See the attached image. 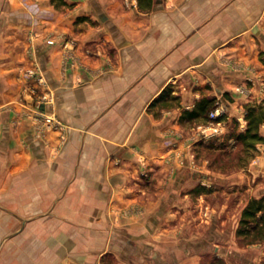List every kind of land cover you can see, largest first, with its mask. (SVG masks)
Returning a JSON list of instances; mask_svg holds the SVG:
<instances>
[{
    "label": "crops",
    "instance_id": "obj_1",
    "mask_svg": "<svg viewBox=\"0 0 264 264\" xmlns=\"http://www.w3.org/2000/svg\"><path fill=\"white\" fill-rule=\"evenodd\" d=\"M63 1L0 0V264L222 257L264 143L223 173L183 114L264 102V0Z\"/></svg>",
    "mask_w": 264,
    "mask_h": 264
},
{
    "label": "trees",
    "instance_id": "obj_2",
    "mask_svg": "<svg viewBox=\"0 0 264 264\" xmlns=\"http://www.w3.org/2000/svg\"><path fill=\"white\" fill-rule=\"evenodd\" d=\"M50 3L57 7L64 5L63 0H50ZM213 109L214 106L211 101L203 100L196 109L191 112H184L183 116L187 118L199 117L205 123L208 120L209 112ZM243 119L245 121L243 129L239 128L236 121H233L228 133L201 140L200 144L207 148L209 146L218 153L226 152L227 149L231 151L232 148L236 147L234 158L238 162L251 158L256 144L264 143V136L260 134V126L264 124V102L259 105H246ZM222 120H224L223 115L216 118V121ZM218 144L219 146H217ZM220 146H226V148L223 150ZM235 235L245 240L247 244L264 242V196L253 197L246 202L240 212Z\"/></svg>",
    "mask_w": 264,
    "mask_h": 264
},
{
    "label": "rangeland",
    "instance_id": "obj_3",
    "mask_svg": "<svg viewBox=\"0 0 264 264\" xmlns=\"http://www.w3.org/2000/svg\"><path fill=\"white\" fill-rule=\"evenodd\" d=\"M219 146V144L217 145ZM221 149H225L226 146L221 147ZM208 149H211L208 146ZM222 150V151H223ZM237 149H235L236 151ZM210 152V151H209ZM227 152V151H226ZM225 151L223 153H213L207 155V158L209 160H213V158H216L217 161V167L224 171H232V169L240 167V162L234 158V151L231 153L225 154ZM248 158L247 160H249ZM229 216V217H228ZM227 216V221L231 223L235 218H233L232 214H229ZM238 225V223H237ZM204 229H200V236L203 234ZM204 237V236H203ZM200 240H204L201 237ZM205 238V237H204ZM197 240V239H196ZM230 247L226 249V252L222 254V257H215L213 252L210 250L204 251V244L200 242V248H201V259L200 264H264V247H262V243H256V244H247L245 240L240 239L236 235L233 234L231 236V240L229 241ZM228 244V243H227ZM229 245V244H228ZM227 253V254H226Z\"/></svg>",
    "mask_w": 264,
    "mask_h": 264
},
{
    "label": "built area",
    "instance_id": "obj_4",
    "mask_svg": "<svg viewBox=\"0 0 264 264\" xmlns=\"http://www.w3.org/2000/svg\"><path fill=\"white\" fill-rule=\"evenodd\" d=\"M50 97L47 95H43L41 97V100H49ZM222 112H218L217 109H214L212 111L209 112L208 114V120L200 127L201 133L207 137L210 138L212 136L221 134L222 132V121H216V118L221 115ZM49 121V120H47Z\"/></svg>",
    "mask_w": 264,
    "mask_h": 264
}]
</instances>
